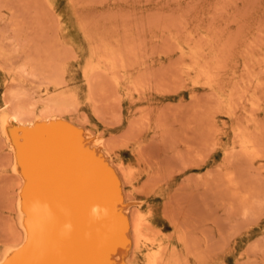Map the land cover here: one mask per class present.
I'll use <instances>...</instances> for the list:
<instances>
[{
    "label": "rangeland",
    "instance_id": "rangeland-1",
    "mask_svg": "<svg viewBox=\"0 0 264 264\" xmlns=\"http://www.w3.org/2000/svg\"><path fill=\"white\" fill-rule=\"evenodd\" d=\"M15 114L122 163L176 264H264V0H0V261L25 234Z\"/></svg>",
    "mask_w": 264,
    "mask_h": 264
},
{
    "label": "bare ground",
    "instance_id": "bare-ground-1",
    "mask_svg": "<svg viewBox=\"0 0 264 264\" xmlns=\"http://www.w3.org/2000/svg\"><path fill=\"white\" fill-rule=\"evenodd\" d=\"M111 59L105 60L118 73ZM97 66L89 64L84 74L96 72ZM114 75L119 86V76ZM51 85L61 89L64 82L58 77ZM70 95H60L59 101L71 102ZM48 117L41 124L43 120L25 121L15 114L5 122L20 175L18 198L25 234L0 264H133L144 250L141 264H176L177 257L167 255L153 229L151 213L142 214L138 205L133 211L125 208L122 190L127 184L132 187L134 179L122 163L116 166L124 180L109 167L101 150L85 147L73 127L59 123L53 114ZM248 142L245 139L244 146ZM118 179L125 181L123 189Z\"/></svg>",
    "mask_w": 264,
    "mask_h": 264
}]
</instances>
